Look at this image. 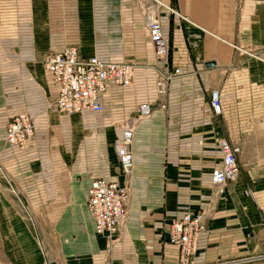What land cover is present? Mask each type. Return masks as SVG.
<instances>
[{
  "label": "crops",
  "instance_id": "1",
  "mask_svg": "<svg viewBox=\"0 0 264 264\" xmlns=\"http://www.w3.org/2000/svg\"><path fill=\"white\" fill-rule=\"evenodd\" d=\"M75 6L78 38L120 45L111 52L136 65L132 86L110 84L104 111L73 115L70 126L67 115L51 110L57 89L44 65L50 52L69 47L50 41L66 34H48L36 48L33 27L18 33L21 45L1 78L11 116L28 114L35 134L21 150L7 146L0 130V160L13 191L41 216L40 229L57 232L44 240L60 247L57 264H179L168 227L195 211L203 212L205 230L193 264H264V0H76ZM150 15L162 23L167 59L155 58ZM75 47L85 58L111 61L101 57L105 50ZM160 71L179 72L165 110L157 107ZM214 90L222 102L218 116L210 105ZM141 104L155 109L136 128L135 166L126 177L115 142ZM222 138L241 148L240 175L219 194L212 174L223 161ZM98 178L129 190V215L112 241L96 232L87 208Z\"/></svg>",
  "mask_w": 264,
  "mask_h": 264
},
{
  "label": "built area",
  "instance_id": "2",
  "mask_svg": "<svg viewBox=\"0 0 264 264\" xmlns=\"http://www.w3.org/2000/svg\"><path fill=\"white\" fill-rule=\"evenodd\" d=\"M147 29L153 52L157 60L168 57V44L163 26L155 15L148 16ZM45 68L57 89L53 102L56 111L67 116L83 112L104 111L102 96L110 84L130 87L134 83L136 65L128 62L105 61L95 55L85 58L79 48L69 46L61 51L50 52L44 61ZM178 71L159 72L156 80L157 107L167 109V94L170 82ZM211 108L215 115L222 113V102L218 91L211 92ZM155 107L141 104L124 122L122 135L115 142V152L121 171L126 177L133 172L135 161L132 152L135 131L140 122L149 119ZM35 134L33 119L26 113L15 115L5 129V143L9 147L25 149ZM222 164L212 174V182L219 194L238 180L241 148L228 139L219 140ZM251 191L247 192L249 195ZM129 198L128 186H121L103 178L95 179L88 191L87 208L92 215L96 232L112 238L118 233L126 219L125 205ZM203 214L187 212L168 227L169 243L179 250L181 264H190L199 250L200 235L205 230Z\"/></svg>",
  "mask_w": 264,
  "mask_h": 264
},
{
  "label": "rangeland",
  "instance_id": "3",
  "mask_svg": "<svg viewBox=\"0 0 264 264\" xmlns=\"http://www.w3.org/2000/svg\"><path fill=\"white\" fill-rule=\"evenodd\" d=\"M75 4L76 0H0V130H4V135L7 125L15 115L11 116L10 105L5 101L7 87L3 85L1 78L4 67L13 62L15 57L13 54L21 45L20 38L22 36H18L20 31L26 32L27 27H33L36 48L48 43L46 41L48 34L53 35L54 32H61L66 34V37L65 39L52 37L50 41L54 43V46L65 40L68 41L67 46H78L85 51L92 50L94 53H98L97 51L105 50L107 53L105 56H101L104 59L129 62L126 61L129 56L111 52L114 46H120L115 45L114 40L78 38L74 22ZM25 17H29V23L21 22L20 18L25 19ZM24 34L26 33H22L23 36ZM10 51L11 53L8 54L7 52ZM51 110H55L53 104ZM66 119L68 124L73 127L75 117L66 116ZM7 168L0 160V264H39L43 257L50 260L51 264H57L60 247L57 245L48 246V244L44 246V240L48 238L54 240L57 238L55 235L57 232L46 233L40 229L41 216L34 213L31 200L20 198L13 191ZM249 191L251 190L248 188L246 196L252 195L247 194ZM218 201L219 199L216 203ZM129 203L130 196L125 205L126 218L129 215ZM201 213L203 214V212ZM215 217L219 221V216ZM215 217L209 215L211 220ZM52 219L54 218L52 217ZM262 225L264 226V216ZM113 238L108 239L112 241ZM178 263L181 264L180 260ZM190 264H193V259Z\"/></svg>",
  "mask_w": 264,
  "mask_h": 264
},
{
  "label": "water",
  "instance_id": "4",
  "mask_svg": "<svg viewBox=\"0 0 264 264\" xmlns=\"http://www.w3.org/2000/svg\"><path fill=\"white\" fill-rule=\"evenodd\" d=\"M211 66H214V64H207V67H211Z\"/></svg>",
  "mask_w": 264,
  "mask_h": 264
}]
</instances>
